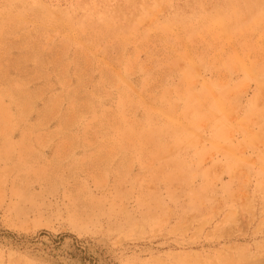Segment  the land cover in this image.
Listing matches in <instances>:
<instances>
[{
	"label": "rangeland",
	"instance_id": "rangeland-1",
	"mask_svg": "<svg viewBox=\"0 0 264 264\" xmlns=\"http://www.w3.org/2000/svg\"><path fill=\"white\" fill-rule=\"evenodd\" d=\"M0 264H264V0H0Z\"/></svg>",
	"mask_w": 264,
	"mask_h": 264
},
{
	"label": "bare ground",
	"instance_id": "bare-ground-1",
	"mask_svg": "<svg viewBox=\"0 0 264 264\" xmlns=\"http://www.w3.org/2000/svg\"><path fill=\"white\" fill-rule=\"evenodd\" d=\"M77 226V225H76Z\"/></svg>",
	"mask_w": 264,
	"mask_h": 264
}]
</instances>
